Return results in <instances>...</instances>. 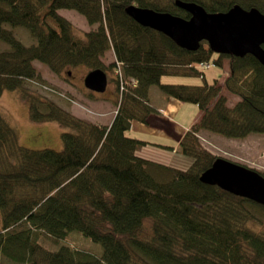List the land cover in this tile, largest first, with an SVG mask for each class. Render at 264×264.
Segmentation results:
<instances>
[{
  "label": "trees",
  "instance_id": "1",
  "mask_svg": "<svg viewBox=\"0 0 264 264\" xmlns=\"http://www.w3.org/2000/svg\"><path fill=\"white\" fill-rule=\"evenodd\" d=\"M180 1L209 13L236 5L264 14V0ZM174 2L0 0V43L6 46L0 52V96L16 92L30 122H55L64 130L60 149L31 150L18 143V133L0 114V264H264V207L200 182L218 157L198 140L202 132L227 139L264 134V66L252 55H217L205 42L185 51L124 11L133 5L189 18ZM58 10H72L95 28L78 39ZM17 29L32 44L23 45L14 36ZM109 51L115 61L106 66ZM224 59V82H206L199 67L222 69ZM34 62L56 76L82 66L116 75L112 121L94 125L36 96L31 83L57 91L41 82ZM168 74L197 75L204 83L162 84ZM151 87L201 114L176 146L180 156L191 158L187 169L136 155L146 146L175 149L131 132L132 123L147 124L155 113ZM227 96L239 100L228 107ZM70 232L102 252L64 244ZM44 237L56 249H46Z\"/></svg>",
  "mask_w": 264,
  "mask_h": 264
},
{
  "label": "rangeland",
  "instance_id": "2",
  "mask_svg": "<svg viewBox=\"0 0 264 264\" xmlns=\"http://www.w3.org/2000/svg\"><path fill=\"white\" fill-rule=\"evenodd\" d=\"M57 14L62 15L70 24L73 25L76 36L78 39L83 37V33L89 32L95 28V26H89L83 16L75 13L72 10H58ZM14 36L17 37L21 43L25 46L32 44L28 33L21 29H17L14 32ZM6 46L0 43V52L5 51ZM214 58V57H212ZM115 61V56L111 51L106 52L102 63L106 66ZM228 60L224 59L223 68L212 66L209 69H204V75L206 82L210 83L213 79H218L221 85L224 78L228 76ZM34 68L40 75V80L43 84L52 87L58 93L53 91L44 90L39 88L34 83L29 84L28 89L35 93L39 98L54 102L61 110H65L71 116H74L80 120H86L92 124L99 126L108 125L113 119L112 116L115 112L113 101L115 100V78L116 75L110 71H105L107 80V89L104 94L99 95L91 93L83 86L84 76L89 72L85 67L73 68L70 71H63L61 75H54L47 68L38 63H33ZM37 81V80H36ZM162 84L177 83L181 85H198L203 84L202 78L197 75H170L160 78ZM152 95L155 93L162 95L161 92L155 87L150 88ZM163 96V95H162ZM239 99L234 96H227V106L232 107ZM154 105H162L158 100L154 101ZM193 104H188L191 106ZM195 106V105H193ZM197 108V107H196ZM0 114L9 123L15 131L18 133V143L28 149L43 150L48 149H60V134L64 131L55 122L52 123H35L30 122L28 118V111L26 105L20 100L16 92L8 91L4 92L0 96ZM198 140L201 146H203L212 155L218 158L226 159L232 163H236L240 166L247 167L255 172L264 173V134H250L244 139H227L217 135H210L208 133H202L198 135ZM157 140V139H156ZM173 147L176 145V140L170 139ZM136 155L146 160H151L158 164H164L169 167H175L179 169H187L191 163V158L180 156L176 149L171 151L170 149L160 148L155 149L154 146H146L138 148ZM261 223H264V218L261 219ZM1 225V219H0ZM255 229L259 226L254 225ZM41 244L47 249H56L54 240L45 238L41 241ZM66 245H69L76 249H84L88 252H93L99 255L102 252V246L92 243L90 240L80 236L75 232H70L67 235ZM2 264V263H1ZM5 264H14L7 263ZM17 264V263H16Z\"/></svg>",
  "mask_w": 264,
  "mask_h": 264
},
{
  "label": "water",
  "instance_id": "3",
  "mask_svg": "<svg viewBox=\"0 0 264 264\" xmlns=\"http://www.w3.org/2000/svg\"><path fill=\"white\" fill-rule=\"evenodd\" d=\"M174 5L188 13L189 18L133 5L124 11L142 27L167 36L185 51H196L205 42L217 55H252L264 66V14L255 8L246 11L236 5L224 13H209L198 4L180 0H175ZM106 84L107 76L101 69H92L83 79V86L92 93H104ZM199 180L264 207V177L257 171L216 158Z\"/></svg>",
  "mask_w": 264,
  "mask_h": 264
},
{
  "label": "crops",
  "instance_id": "4",
  "mask_svg": "<svg viewBox=\"0 0 264 264\" xmlns=\"http://www.w3.org/2000/svg\"><path fill=\"white\" fill-rule=\"evenodd\" d=\"M169 84L176 85L177 83L170 82ZM148 95L150 105L153 106L155 113L151 115L147 124H141L139 122L132 123L130 126L131 132H133L135 138H140L147 142L155 141L158 144L168 147L172 146L170 145V139L176 140V149L178 141L181 139L184 132L191 127V124L201 114L196 106L181 104L173 99L166 100L162 95H158V93L152 95L150 88L148 90ZM155 100H159L162 105H158V107L155 106ZM202 133H200V135ZM154 148L160 150L159 148Z\"/></svg>",
  "mask_w": 264,
  "mask_h": 264
},
{
  "label": "built area",
  "instance_id": "5",
  "mask_svg": "<svg viewBox=\"0 0 264 264\" xmlns=\"http://www.w3.org/2000/svg\"><path fill=\"white\" fill-rule=\"evenodd\" d=\"M206 67H208V66H206ZM41 88H42V89H44V90H48V88H47V89H45L46 87H44V86H41ZM48 91H50V92H51L52 90H48ZM53 92H54V91H53Z\"/></svg>",
  "mask_w": 264,
  "mask_h": 264
}]
</instances>
